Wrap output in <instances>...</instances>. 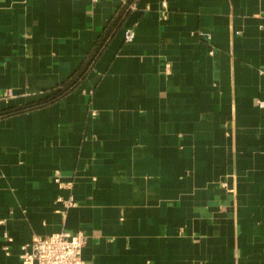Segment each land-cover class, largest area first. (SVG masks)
I'll list each match as a JSON object with an SVG mask.
<instances>
[{"label":"crops","instance_id":"0c3cea01","mask_svg":"<svg viewBox=\"0 0 264 264\" xmlns=\"http://www.w3.org/2000/svg\"><path fill=\"white\" fill-rule=\"evenodd\" d=\"M115 20L0 117V264L60 230L85 264H264V0H0V111Z\"/></svg>","mask_w":264,"mask_h":264},{"label":"built area","instance_id":"2783aa9c","mask_svg":"<svg viewBox=\"0 0 264 264\" xmlns=\"http://www.w3.org/2000/svg\"><path fill=\"white\" fill-rule=\"evenodd\" d=\"M161 6L165 7V2L161 1ZM135 36V31L131 27L124 29V41H131ZM164 70L169 72L170 64H164ZM12 91L8 90L7 95ZM259 105L263 102L257 100ZM94 111H91V114ZM223 185L225 183L223 182ZM63 206L66 208L73 204L71 196L65 198ZM86 234L81 231L60 230L46 236H34L30 242L21 246L20 264H85L81 257L82 246L86 241Z\"/></svg>","mask_w":264,"mask_h":264},{"label":"trees","instance_id":"16d2710c","mask_svg":"<svg viewBox=\"0 0 264 264\" xmlns=\"http://www.w3.org/2000/svg\"><path fill=\"white\" fill-rule=\"evenodd\" d=\"M118 25L119 24L115 20L113 22V24L111 25L112 27L108 28L104 32V34H102L100 36V38L97 40V42L93 48V51L89 55V58L75 71V73L66 82L61 84L55 92L48 94V95H46L43 98H40L38 100L29 102L27 104H23L20 106L10 107V108H6L4 110H1L0 111V117L5 116V115H9V114L22 112V111H25L28 109L40 107V106L52 103V102L60 99L62 96H64L66 92H68L70 89H72L73 87L78 85V83L81 81V79L85 76V74L87 73L91 63L95 60L97 54L99 53V51L101 50L103 45L106 43V40L110 34L111 28H113V27L116 28Z\"/></svg>","mask_w":264,"mask_h":264}]
</instances>
